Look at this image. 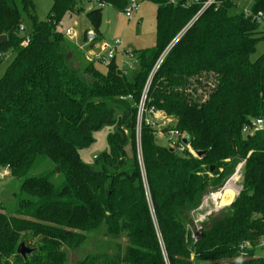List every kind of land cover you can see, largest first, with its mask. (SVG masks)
<instances>
[{
    "label": "trees",
    "instance_id": "16d2710c",
    "mask_svg": "<svg viewBox=\"0 0 264 264\" xmlns=\"http://www.w3.org/2000/svg\"><path fill=\"white\" fill-rule=\"evenodd\" d=\"M145 1L157 8L156 47L132 54L139 68L130 75L115 59L102 74L59 30L65 18L83 16L101 41L99 5L122 12L128 0H53L47 19L33 0H0V37H7L0 62L15 55L0 77V169L19 184L12 212L0 192V264H66V252L96 232L108 249L78 264H264L254 256L264 240V130L242 133L251 120H264V55L251 60L264 40V17L257 19L264 0L247 10L240 0L205 9L209 0ZM179 35L153 74L147 105L172 116L192 149L204 153L170 150L144 126L147 190L136 156L137 105L157 59ZM107 125L110 151L84 163L79 150ZM129 143L132 158L124 152ZM242 162L236 199L191 241L190 213ZM22 242L34 249L27 259L17 254Z\"/></svg>",
    "mask_w": 264,
    "mask_h": 264
},
{
    "label": "rangeland",
    "instance_id": "374dc122",
    "mask_svg": "<svg viewBox=\"0 0 264 264\" xmlns=\"http://www.w3.org/2000/svg\"><path fill=\"white\" fill-rule=\"evenodd\" d=\"M35 1L36 5V12L37 15L41 19H47L48 15L50 14L54 2L53 0H33ZM140 1V9L134 13V16L131 19H128L126 15L122 12H118L115 8L112 6H104L102 8V22L99 28V31L105 36V39L107 42L113 43L116 40L121 41L120 48L118 49L116 62L119 66H121L122 63H125L124 66L127 69L128 74L132 75L131 73H134L139 68V63L137 61V64L135 63V59H131L130 55H132L134 52L139 50H148L156 47V23H157V8L154 3H149L145 0H139ZM240 5L243 10L250 9L252 6V0H240ZM97 7V5H96ZM78 22V23H77ZM262 29L264 28V22L261 24ZM25 31L24 34H28L31 32V25L27 21L24 24ZM91 24L90 22L86 21L83 16L75 18L74 20H70L69 18H65L61 25L59 26L60 32H62L65 36L67 30L73 29L74 31L80 32V37L83 38V32L85 29L90 28L91 30ZM68 37V36H67ZM68 39V38H66ZM102 41V40H101ZM81 46V45H80ZM79 46V47H80ZM81 50V48H80ZM122 50L123 53H122ZM86 54L84 57L85 59H88L87 62H94L95 60L92 59L90 56V52L83 51ZM130 55H129V53ZM6 55H9V57L5 58L3 61L0 62V77H2L8 68L10 67V63L14 59V54L9 52ZM264 55V40L261 41L257 48L255 54L251 56V60L255 61L259 57ZM76 60L79 62L78 57L76 56ZM95 67L102 73L105 74L107 72L106 65L99 64L95 62ZM113 131V127L111 126H101L97 130L93 132L92 135V143L91 146L88 148L80 149L79 150V157L81 160L88 164L92 165L95 163L96 158L100 155L107 153L110 151V144L108 142V137L110 133ZM156 139L158 140V143L162 146L168 147V142L164 140V138L160 137L159 135H155ZM125 155H127L129 158H132L133 153V145L132 143H129L124 148ZM240 164V163H239ZM238 164V165H239ZM45 169L51 170L52 165L47 164L44 167ZM0 171H2L0 169ZM57 172V170H56ZM38 173V172H37ZM58 173V172H57ZM40 174V173H38ZM239 179H243L240 177ZM63 180V175L61 177H55L54 182L56 184H61ZM243 181V180H242ZM239 183V182H238ZM237 185V184H236ZM235 185V186H236ZM242 185V182L240 183ZM243 188V185L241 189ZM240 189V190H241ZM19 190V184L16 180L12 179L10 176L4 178L3 180H0V192H1V199L3 201L4 206L10 211H14L15 207V199L13 196V193H18ZM211 193V192H210ZM216 193V191L212 192ZM209 194V193H208ZM206 194L205 196H208ZM237 194L234 196L232 203L236 199ZM221 205L224 206V208H228L232 203L224 204L220 201ZM212 208V206H210ZM207 207L204 208V211H199L197 214L204 213ZM221 211H213L210 215L206 216L204 221L201 223L202 231L205 230V228L212 222L213 219L218 217ZM193 211L189 215V222L187 225V230H190V235L192 232L197 233V226L194 225V221L196 220L194 218V215L192 214ZM89 241L82 246L77 251H71L68 250L66 253L68 254L67 257V263L66 264H78L80 260L85 258L86 255L89 253H94V251L97 249L106 251L108 248V241L101 237V232L91 234L89 237ZM192 241V238H191ZM108 243V244H107ZM123 247L126 249L128 240L127 237L123 235ZM35 244V241L31 242V245ZM248 242L246 245H249ZM260 244H264V240L259 242ZM254 247L255 253L254 256L257 257H264V246ZM32 248V246L30 247ZM66 248V247H65ZM98 252V251H97ZM253 256V257H254ZM199 264H209V262L200 261ZM222 264H230L228 262H222Z\"/></svg>",
    "mask_w": 264,
    "mask_h": 264
},
{
    "label": "built area",
    "instance_id": "2783aa9c",
    "mask_svg": "<svg viewBox=\"0 0 264 264\" xmlns=\"http://www.w3.org/2000/svg\"><path fill=\"white\" fill-rule=\"evenodd\" d=\"M216 0H209L206 2L202 9H205L213 4H215ZM199 3V0H186L184 6H188L191 4H197ZM101 8H103V5H99ZM140 9V1L139 0H128V5L123 11V13L126 15L128 19H131L134 16V13L137 12ZM264 17L262 13H259L257 16L258 22H261ZM21 30H23V26L21 27ZM66 35L68 37H72L75 34V31L72 29L67 30ZM181 35V34H180ZM180 35L171 43V45L168 47V49L157 59V62L153 68V71L151 75L149 76V80L146 83L143 91L140 101L137 105V116H136V156L138 157V163L140 167V172H142V180L144 183V187L147 188V180H146V172L144 171V161L142 157V141H141V133L142 128L144 126L150 127L155 135H159L160 137L164 138L168 142V148L170 150H174L178 152L179 154H185L189 153L191 155H195V152L190 143L185 145L183 144V140L185 138V134L181 133L177 129L176 120L172 116H168L164 111L159 110L155 107H149L147 105L148 101V91L153 79V74L158 70V68L162 65L164 62V58L167 56L169 50L174 45V42L180 38ZM121 41L116 40L113 43L104 41H97V35L94 31L89 30L86 40L83 42V44L80 46L81 50L90 52V56L93 60L100 62L104 66L111 63L112 60L116 59L117 57V51L120 48ZM124 50H122L123 53ZM125 52V51H124ZM129 53V52H128ZM130 55V53H129ZM131 59H133L132 55H130ZM3 58V55L0 54V59ZM137 64V61H135ZM125 63H122L120 66V69L127 71L130 67L126 68L124 66ZM251 123L247 126H245L242 130V133L244 136H250L254 132L264 130V120L262 119H253L250 121ZM244 162L240 163L236 167L235 174L229 178L226 183L221 187L219 190L216 191V193H209L208 196H204L202 200L201 206L193 211L194 218L196 219L194 221V225L197 226V233L192 232L191 238L192 240H197L201 236L202 227L200 226L201 223L204 221L205 217L210 215L213 211H221L224 206H222L220 201H222V196L225 192V189L229 182H231L234 179H237L235 182V185L239 186V188L236 189V194L240 192V189L242 185L240 183L242 182L240 177H242L243 174V168ZM0 171V180H3L4 178L9 176V170L8 168H3ZM239 182V183H238ZM235 194V195H236ZM212 206V208H210ZM207 207L204 213L197 214L199 211H204V208ZM262 247L264 244H260ZM259 245V246H260Z\"/></svg>",
    "mask_w": 264,
    "mask_h": 264
},
{
    "label": "water",
    "instance_id": "95a60500",
    "mask_svg": "<svg viewBox=\"0 0 264 264\" xmlns=\"http://www.w3.org/2000/svg\"><path fill=\"white\" fill-rule=\"evenodd\" d=\"M1 40V44H5L7 42V37L6 36H1L0 37ZM183 144L187 145L189 144V139L188 137H185L183 140ZM204 152H195V155H197V157H201L203 156ZM213 167L210 168L211 171H213ZM57 172H59V170L57 169ZM227 211V210H226ZM34 251L33 248H29L26 246V244L24 242H22L17 249V254L22 256L23 258L27 259L28 257L31 256L32 252Z\"/></svg>",
    "mask_w": 264,
    "mask_h": 264
},
{
    "label": "bare ground",
    "instance_id": "6f19581e",
    "mask_svg": "<svg viewBox=\"0 0 264 264\" xmlns=\"http://www.w3.org/2000/svg\"><path fill=\"white\" fill-rule=\"evenodd\" d=\"M237 179L232 180L231 182L228 183L225 192L223 194L222 202L224 204H229L232 203L233 198L236 194V189L239 188V186H235V182Z\"/></svg>",
    "mask_w": 264,
    "mask_h": 264
},
{
    "label": "crops",
    "instance_id": "0c3cea01",
    "mask_svg": "<svg viewBox=\"0 0 264 264\" xmlns=\"http://www.w3.org/2000/svg\"><path fill=\"white\" fill-rule=\"evenodd\" d=\"M78 23V22H77ZM101 33V32H100ZM75 34L76 35H73L72 37H67L66 36V38H68L67 40H68V42L72 45V46H74V47H77L78 48V51H81V54H82V57L84 58L85 56H86V54L84 53V52H82V50H80V45H82L83 44V38H81L80 37V32H77V31H75ZM100 39L102 40V41H104V40H106L105 39V36H103V34L101 33L100 34ZM84 61L85 62H87L88 61V59H85L84 58Z\"/></svg>",
    "mask_w": 264,
    "mask_h": 264
}]
</instances>
